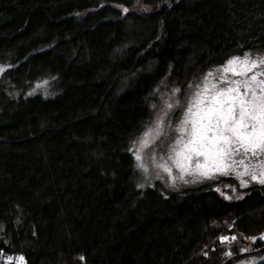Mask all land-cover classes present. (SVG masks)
Wrapping results in <instances>:
<instances>
[{"label": "trees", "instance_id": "16d2710c", "mask_svg": "<svg viewBox=\"0 0 264 264\" xmlns=\"http://www.w3.org/2000/svg\"><path fill=\"white\" fill-rule=\"evenodd\" d=\"M256 51L264 0H0V250L219 264L221 237L264 230V186L239 199L204 183L141 189L134 158L163 84Z\"/></svg>", "mask_w": 264, "mask_h": 264}, {"label": "snow or ice", "instance_id": "6c2138e0", "mask_svg": "<svg viewBox=\"0 0 264 264\" xmlns=\"http://www.w3.org/2000/svg\"><path fill=\"white\" fill-rule=\"evenodd\" d=\"M262 66L264 57L258 60L251 59L248 54L243 58L233 57L223 68L219 84L209 81L208 77L213 75L210 72L203 87L197 86L199 90L193 95L177 128L180 137L172 146L174 155L169 157L182 173L189 170L187 162L194 157L197 158L195 171L208 178L213 172L231 168L232 164L228 162L236 163L233 160L236 155L264 157V70L256 71ZM229 72L242 79H229ZM173 107V104H167L168 111ZM162 134L163 117L140 139V148L135 153L138 162L142 160L140 151ZM199 157L204 158L203 164L199 163ZM239 163L245 166V172L239 175H248L252 181L264 185V161H261L259 172L246 165L244 160ZM159 166L170 171L164 164ZM137 167L143 168L144 164L138 163ZM241 186H247V181L241 180ZM220 239L231 242L236 237Z\"/></svg>", "mask_w": 264, "mask_h": 264}, {"label": "rangeland", "instance_id": "374dc122", "mask_svg": "<svg viewBox=\"0 0 264 264\" xmlns=\"http://www.w3.org/2000/svg\"><path fill=\"white\" fill-rule=\"evenodd\" d=\"M245 54H248L251 59L256 60H258L260 57H264L263 51L250 53L247 52L233 57L243 58ZM233 57L227 58L220 65L200 72L190 80L177 84H163L162 87H160V89L157 91L156 98L152 104L151 116L148 122L141 128L134 140V158L137 149L140 148L139 141L143 134L149 128L154 129L156 122L161 117H163V134L159 136L154 142L150 143L148 147H145L140 151V155L142 157L141 161L138 162L135 159L136 167L138 163L144 164L143 168L137 167V185L139 188L144 189L155 186L161 189L163 192L182 191L203 184L206 180L211 181L210 179H217L220 181L222 180H219L221 175L229 173L234 175L235 183L231 185L227 182L220 181L218 182L219 184L216 186V188L218 192H221L220 194L226 199H239L248 192L250 186L261 185L255 181H252L251 177L248 175H239V173L245 172V166L241 165L239 161L244 160L246 165H248L250 168L255 167L257 172H259L260 164L261 161H264V157H252L250 154L248 156L236 155L233 157V160H235L236 163H232V161L228 162L232 164L230 168L231 171H228V168L224 172H213L211 178L203 177L199 172L195 171L197 163V158L195 157L193 160L187 162V167L189 170L183 173L178 167H176L173 160L169 159L170 156L174 155L172 152V146L175 145L177 139L180 137V133L177 131V128L179 127L181 120L184 118V113L186 112L188 104L191 101L193 95L199 90L197 86L199 85L200 87H203L204 79L210 72L213 73V75L208 77L209 81L211 83L219 84L220 78L223 75V68ZM261 70H264V66H262V68L256 69V71ZM227 76L229 79H242V77H233L231 72L227 73ZM46 84L47 82L45 80L38 82L39 87H43ZM176 89H179V91H175ZM169 103L174 105L173 109L170 111L167 110V104ZM198 161L199 163L203 164L204 158L199 157ZM161 164H164L166 167H168L170 171H164V169L159 166ZM241 180L247 181V186L242 187ZM215 183L217 182L215 181L213 184ZM229 226L230 225H228L221 233L225 232ZM233 236L236 237L234 241L222 242L225 246V254L230 252V248L232 246L231 244L233 242H235V245L239 244L241 247H243L242 250L246 249L244 248L246 247L245 241H241V238L244 236L233 234L228 237Z\"/></svg>", "mask_w": 264, "mask_h": 264}, {"label": "water", "instance_id": "95a60500", "mask_svg": "<svg viewBox=\"0 0 264 264\" xmlns=\"http://www.w3.org/2000/svg\"><path fill=\"white\" fill-rule=\"evenodd\" d=\"M262 236H264V230L248 237L245 242L249 248L226 256L219 264H264V239H261ZM257 241H260L261 244L251 247Z\"/></svg>", "mask_w": 264, "mask_h": 264}, {"label": "built area", "instance_id": "2783aa9c", "mask_svg": "<svg viewBox=\"0 0 264 264\" xmlns=\"http://www.w3.org/2000/svg\"><path fill=\"white\" fill-rule=\"evenodd\" d=\"M0 264H28V262L22 255L0 250Z\"/></svg>", "mask_w": 264, "mask_h": 264}, {"label": "flooded vegetation", "instance_id": "af4514ba", "mask_svg": "<svg viewBox=\"0 0 264 264\" xmlns=\"http://www.w3.org/2000/svg\"><path fill=\"white\" fill-rule=\"evenodd\" d=\"M228 171H231V169L229 168V170ZM221 178H219V180L220 179H222V180H220V181H224V182H227L228 184H234L235 183V177H234V175H232V174H229V173H226V174H223V175H221L220 176ZM211 181H209V180H206L205 181V185H207V186H210L211 188H213L214 190H216L217 192H218V190H217V188H216V186L219 184L218 182H220V181H218L217 179H210ZM217 182V183H215V184H213L214 182ZM226 185V184H225ZM231 187H234V186H231ZM219 193V192H218ZM221 193V192H220ZM223 196V195H222Z\"/></svg>", "mask_w": 264, "mask_h": 264}]
</instances>
